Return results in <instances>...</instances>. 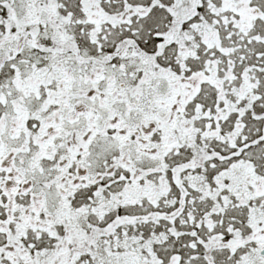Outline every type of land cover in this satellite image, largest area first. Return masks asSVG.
Segmentation results:
<instances>
[{
  "label": "snow or ice",
  "instance_id": "obj_1",
  "mask_svg": "<svg viewBox=\"0 0 264 264\" xmlns=\"http://www.w3.org/2000/svg\"><path fill=\"white\" fill-rule=\"evenodd\" d=\"M0 264H264V0H0Z\"/></svg>",
  "mask_w": 264,
  "mask_h": 264
}]
</instances>
